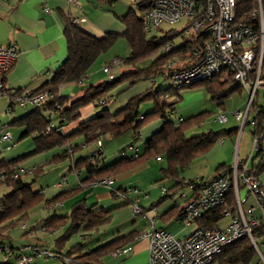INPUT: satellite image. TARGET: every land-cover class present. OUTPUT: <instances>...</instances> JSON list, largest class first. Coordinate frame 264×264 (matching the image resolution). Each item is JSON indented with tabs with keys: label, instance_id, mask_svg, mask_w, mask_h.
<instances>
[{
	"label": "crops",
	"instance_id": "0c3cea01",
	"mask_svg": "<svg viewBox=\"0 0 264 264\" xmlns=\"http://www.w3.org/2000/svg\"><path fill=\"white\" fill-rule=\"evenodd\" d=\"M78 1L79 5L70 4L68 0H0V46L16 44L18 47L16 62L5 76V85L10 91L14 93L20 92L21 95H23L49 88L54 73L68 58V42L65 37L67 21L72 22L76 19H84V21L79 24V27L97 38H102L111 33L122 34L126 30L125 25L120 20V17L127 14L130 8L126 2L117 1L114 4H108L98 0ZM45 8H48L47 12L45 11ZM117 44L122 47L117 49L116 45L108 53L103 55L82 82L63 86L60 89L61 97L78 99L82 96L84 90L91 85H98L107 82L108 74L105 73L103 69L109 66L111 61L116 58L121 59L123 62L120 66L111 67V73L115 75L116 79L123 73L133 71L136 67H140V63H138L136 67L125 63V60L131 56L132 52L127 41L125 39H119ZM156 83H158V80L155 83L143 79L136 80L133 84H124L114 90L109 97L105 99V104L97 106L95 103L81 108L79 110L80 116L76 121L64 124V136H69L76 132L80 124L93 118L102 108H107L111 113H115L117 110L124 108L132 98L148 91L156 92ZM161 89H163V87L158 90ZM0 101L2 103L4 102L2 104L4 110L0 113V159L6 161L21 159L22 161L18 164L17 170L20 171L19 178L26 184L31 183L33 179L31 182H27L26 180L24 181L23 177H25V179L29 177L34 178V173H32L34 169L44 166V172L36 179V181H38L49 167L60 164L59 167H56V169H59L60 167L62 168L64 163L69 162V167L65 166L60 173L57 172L60 175L59 181L54 182L52 187L47 184L46 188L43 187L42 190L39 191L44 194L46 199H53L61 193L82 187V190L79 193L66 199L63 203L57 204L55 208H47L46 205L41 204L43 209L52 212L49 217L54 214L67 217L70 214L72 207L82 200H85L88 208L113 210L109 224L101 226L93 231H79V233L72 236L68 242L61 245V249H57L55 243L56 240L66 231L67 226L53 230L52 234L37 235V233L34 232L36 234H32V236L28 235L27 242L18 247H15L11 241L12 246L16 248V251L9 254L8 264H15L22 249L27 245H36L50 251L61 250L60 252L62 255H66L71 248L78 246V248L75 249V254L72 255V258H76L79 255L120 237L129 238V243H126L123 247L119 248L120 252H122L117 256H112L111 253H109L105 257L110 256L111 259L117 258V260L119 259V262H124L123 264H149L147 242L140 241L139 239L142 232L149 226V221L143 218L134 217L131 212V204L133 202H138L142 208L149 211L150 215L156 219L157 228L165 229L167 232L180 239L184 238L191 230L186 228L181 220L182 210L194 196L199 183L213 176L219 168L223 167L220 171L224 172L233 164H230V162H232L231 156L225 155L220 156V159L214 166L212 164L207 166L208 160L206 155H203L190 162L184 171L177 173V177L173 178L167 177L162 173V170H165L168 167L167 157L162 155L151 158L129 171L114 176L111 178L113 179V183L110 188L97 184H90L88 182L83 183L87 178V171L86 169H83L81 172L73 171L74 163L79 159H86L93 156V154L99 150L97 143L86 145L84 137L76 136L71 139L69 145L58 146L48 152L35 154L33 136L23 137L22 135L25 128L19 127L15 123L31 113L35 108L31 105L22 107L17 104H12L9 98L6 97L0 99ZM190 106L191 105L188 104L187 108ZM141 107V116L144 117L147 112H152L155 109V103L150 101L142 104ZM175 110L176 116H178L179 110L176 109V107ZM196 110L198 109H193L192 111ZM240 111L244 114L246 113L247 103L246 110ZM183 112H185V109H183ZM250 114L251 112L249 111L246 124H248V122H250V124L253 122V117L250 118ZM192 115L189 113V115H185L184 118L175 119V122L192 117ZM4 117L5 119H3ZM235 120L237 122L239 121L237 118ZM53 123L55 126H59V117L55 116ZM163 124V120H156L147 124L140 131L137 140L133 138L131 133H127L118 138L104 135L100 140L104 158L100 168L104 165H111L122 158L132 159L143 155L146 150V142L156 133L161 131ZM4 126L10 131L11 140L1 139L4 132ZM246 127L252 129V124L244 126L240 133L239 131L238 133L233 132L229 136H224L219 140H221L223 148L225 147L226 142H228L229 151L233 152L235 158L243 161L251 170V168L259 164V159L256 158V152L252 150L253 136L251 137L250 133L245 134L244 132ZM234 128L239 127L237 124H234L230 128L226 127L224 130ZM13 131H15V133H13ZM192 131L194 135L190 137L198 136L196 135L197 130L191 129L185 133V136L190 138L187 136V133L191 132L192 134ZM210 131L215 132L211 128H208L201 134ZM234 134H236L235 137H233ZM111 143L117 145V147H111ZM217 144L218 141L214 149ZM68 147H72L70 150H72V152L74 151L72 156H67L66 154ZM52 152L57 153L50 159L49 155ZM55 157H58L56 159L60 158V160H56L55 163H53L52 160ZM153 161L159 165V170L149 178V180H151L150 184L152 185L148 188L145 187L144 189V183L142 180L147 176L144 177L145 171L152 169L150 163ZM257 178L264 185L260 177L257 176ZM190 181L196 182V185H189L188 183ZM2 187H4V185ZM9 190V188H6L5 190L3 189L1 191V197H3V195ZM115 190H121V192L118 191L119 193H126L127 199L115 197L113 194ZM232 194L234 210L226 213L220 221L223 222L228 220L226 224L219 226L220 222H218L215 228L226 227L233 217L239 215L240 208L237 202V197L236 194ZM239 198L242 199L241 209L247 221L262 219V211L257 207L255 200L245 189H240ZM249 202H251V205L245 210L244 205ZM34 208L30 210V214ZM121 208H128L133 217L132 226H128V230L126 231L121 230V225H114L116 214ZM154 208H157V213L151 211ZM30 214L27 221L15 226H21L26 223L36 225L48 218L38 219L37 223H33ZM108 226L111 228L109 234L105 235L108 229L106 227ZM258 256L259 257H257V259L251 264H264V260L259 253ZM105 257L101 258V260L105 259ZM60 258L52 261L55 262L54 264H57L56 262L64 264L66 262V257ZM39 259H43L42 262L44 263L51 261L50 259L41 256L35 258L33 264H42L40 261H37ZM212 264H220V262L214 260Z\"/></svg>",
	"mask_w": 264,
	"mask_h": 264
},
{
	"label": "trees",
	"instance_id": "16d2710c",
	"mask_svg": "<svg viewBox=\"0 0 264 264\" xmlns=\"http://www.w3.org/2000/svg\"><path fill=\"white\" fill-rule=\"evenodd\" d=\"M98 1L114 4L119 0H110V2H107V0ZM153 1L154 0H135V3L137 4L139 12L143 13L150 9ZM236 4L237 22L247 23L252 25L254 29H258L259 15L255 14L258 8L257 0H236ZM120 20L125 25L126 30L122 34L111 33L102 38H97L84 31L79 27V24H76L74 21H67L65 37L68 42V58L54 73L48 89L30 93L32 95H37L46 92L49 94L48 99L40 108L32 106L35 109L15 123L19 127L25 128L22 135L23 137L33 136L35 154H41L58 146L69 145L71 139L76 136L84 137L86 145L92 143L98 144L104 135L118 138L127 133H131L133 138L137 140L140 131L147 124L156 120H163V128L146 142V150L143 155L132 159L122 158L111 165H104L100 168L104 158L101 150L102 146L100 147L98 145L99 150L94 153L93 156L86 159H79L74 163L73 171L81 172L83 169H86L87 178L83 183L88 182L98 185L99 182L129 171L151 158L165 155L167 157L168 167L165 170L163 169L162 173L167 177L176 178L177 173L184 171L194 159L209 152L219 139L224 136H229L233 132L238 133L239 131V128L220 132L210 131L187 138L185 136V131L192 128L193 125L203 123L211 112L206 111L196 116L180 120L179 122H175L176 113L174 119L169 118L168 114L171 111L176 112V104L181 99V95L179 94L181 89L193 88L198 84L178 89L171 85V87L156 92L148 91L132 98L124 108L117 110L115 113H111L107 108H102L93 118L80 124L77 131L69 136H64L63 133H45L47 126L54 124L55 116L59 117V121L61 118H64L66 123L76 121L80 116L79 110L81 108L95 103L97 106L105 104V99H107L114 90L124 84H133L136 80L140 79L149 81L154 80L155 83L158 76L161 75L170 81V73L173 70H168L165 66L173 56L192 53L193 49H197L199 52L202 51V41L200 39L194 41V43L191 40L178 39L177 36L179 32H176L174 29L163 32L164 34L161 37L147 39L143 30L141 16L139 17L131 8H129L127 14L120 17ZM121 38L127 41L132 51L131 56L125 60V63L136 67L142 60L158 55L157 58L146 68L136 67L133 71L123 73L117 79H108L107 82L91 85L84 90L82 96L78 99L61 97L60 89L63 86L82 82L91 69L97 64L99 59L108 53ZM173 40H180L181 43L175 46L174 42V49L171 53L163 52L162 48L167 42ZM222 76L224 77L222 78ZM262 78L264 79V75ZM250 79H254V74L250 75ZM199 84H203L206 87L212 101L217 103V106L222 109L224 108L225 102L232 94L237 91H245L235 80L234 73L228 69H223L219 75ZM167 93L174 97L175 101L169 103L161 101V97ZM15 94L17 96L21 95L20 92H15ZM146 101H153L155 103V109L142 117L140 108ZM250 112L254 113L253 122H255V127L252 128L251 131L254 129L256 134L264 135V103H261L260 99L256 98L251 105ZM66 123L60 122V124ZM246 125L251 124L248 122ZM70 149H72V147H68L66 151L67 156H72L74 152H70L72 151ZM56 158L58 157L52 160L53 163H55L56 160H60V158ZM256 158L259 159V164L251 168V172L259 176V171L264 169V144L256 152ZM21 161V159L15 161L0 159V176L2 175L3 177L0 179V183L6 185L10 189L0 198V247H6L8 250L6 252L8 261L4 262L0 259V264H8L9 254L16 251V248L12 246L9 230L13 226L27 221L32 208L41 204L46 205L47 208H55L57 204L63 203L66 199L75 196L82 190L81 187L61 193L53 199H46L42 192H33L31 189L32 184H34L39 175L44 172V166L34 169V172L32 171V173H34V178L29 184L24 183L20 178H12L14 171ZM222 168L223 167L219 168L213 176L207 179V181L217 178L222 173L220 171ZM229 168H231V166L228 167V169ZM188 184L196 185V182L190 181ZM118 191L121 192V190ZM115 192L116 190L113 192L114 196L118 197L115 195ZM232 193L233 192L227 197L226 203L223 206L207 212L198 222V226L201 228H215L226 213L233 211L234 200L231 196L233 195ZM183 211L184 209L182 210L181 218L183 216ZM112 212L113 210H104V208H88L85 200H82L72 207L67 217L54 214L39 222V224L46 226L50 231L67 226L66 231L55 243L57 249H61V245L68 242L71 237L79 233V231H93L101 226L109 224ZM39 224L37 223L31 226V229H38ZM34 232H36V230H34ZM252 233L264 235V218L259 220V224L252 229ZM25 234L27 235L28 233L25 231ZM128 240L129 238L126 237L117 238L79 255L76 258H72V255L75 254V249H77L78 246L71 248L66 255H62L60 252L61 250L51 251L55 252L60 257L70 258L76 263L98 264L101 258L108 255L111 251L129 243ZM259 248L264 257V245L261 244ZM25 254L27 253L22 249L15 264H17V261ZM257 257L259 256L256 249L253 247L249 238L244 236L225 246L221 254L218 255L215 260L219 261L220 264H251Z\"/></svg>",
	"mask_w": 264,
	"mask_h": 264
},
{
	"label": "built area",
	"instance_id": "2783aa9c",
	"mask_svg": "<svg viewBox=\"0 0 264 264\" xmlns=\"http://www.w3.org/2000/svg\"><path fill=\"white\" fill-rule=\"evenodd\" d=\"M70 4L79 5L78 0H68ZM139 1V0H136ZM110 2V0H107ZM258 8L255 14L259 15V27L247 23L237 22L236 0H154L150 9L141 13L143 30L149 38L152 32L159 30L162 25H175L183 23V27L177 38L182 40L202 41V51L193 49L192 53L177 54L173 56L167 65L170 73V81L175 88L190 87L212 79L219 75L223 69H228L235 75V80L248 94L247 111L244 114L237 110L233 115L242 121V130L247 122V114L251 105L258 96L260 88H264L262 76L264 64V0H257ZM48 11V8H45ZM84 19H76L80 24ZM175 30V29H174ZM162 34H164L162 32ZM174 40L167 42L162 48L165 53H171L174 49ZM18 56L16 44L0 46V99L9 98L10 102L18 106L42 107L48 99V93L32 95L30 93L17 96L5 85V76L14 66ZM122 63L121 59H114L111 64L103 69L108 74V79L113 80L115 75L111 73L112 66ZM254 74V79L250 75ZM154 83V80L152 81ZM161 101L173 102L175 98L168 93L161 97ZM175 111L168 116L174 119ZM223 124L228 121L225 113L215 119ZM60 122L66 123L64 118ZM252 128L255 122H251ZM64 124L47 126L45 133L53 132L61 134ZM2 140H11V133L3 127ZM252 132V150L257 152L264 144V135ZM98 145L102 144L99 141ZM72 152V151H70ZM25 173V172H24ZM31 173V172H30ZM20 177V171L15 170L13 179ZM113 179H105L98 185L109 187ZM245 189L255 200L257 207L262 211L264 218V185L251 172L248 166L239 159L228 170L222 172L217 178L199 183L194 196L186 204L181 218L186 228L191 231L184 238H178L165 229L156 227V219L149 211L142 208L138 202L131 204V212L134 217L149 221V226L140 235V241L147 242L149 251V264H212L215 258L221 254L223 248L244 236H247L261 258L259 246L264 245V235L252 233V229L259 224V220L247 221L243 215L239 198L240 189ZM236 194L240 208L238 216L224 228H201L198 222L209 211L215 210L226 203L230 193ZM115 195L127 199L126 193L115 192ZM157 213V208L151 210ZM26 232H30V226L22 225ZM7 248L0 247L2 261H8ZM23 255L17 264H33L35 258L45 257L55 259L60 256L55 252L39 248L36 245H27L23 248ZM121 253L120 251L113 252ZM65 264L71 260L65 258Z\"/></svg>",
	"mask_w": 264,
	"mask_h": 264
},
{
	"label": "rangeland",
	"instance_id": "374dc122",
	"mask_svg": "<svg viewBox=\"0 0 264 264\" xmlns=\"http://www.w3.org/2000/svg\"><path fill=\"white\" fill-rule=\"evenodd\" d=\"M119 1L126 2L128 7H130L132 10H134L139 17L141 16V13L138 10V7H137V4L135 3V0H119ZM182 27H183V23H178V24H175L173 26L172 25H162L159 30L153 31L152 35L147 39H150L152 37H161L163 35L162 32L170 31L173 29L180 31L182 29ZM121 39H124V38H121ZM117 43L113 46V48L117 45V49H120L122 46L118 45ZM180 43H181L180 40H176L175 46H178ZM157 56L158 55L150 57L146 60H142L140 62V67L145 68L147 66H150L151 63L157 58ZM120 65H118V66H120ZM223 77L224 76H222V78ZM157 80H158V83H156V87H155L156 91L158 89H160L161 87H163V89H166L168 87H171V85H172L171 82L168 79H165L162 75L158 76ZM263 92H264V88H260L259 92H258V96L256 97V98L260 99L261 103H264ZM179 94L181 95V99L176 104V109L179 110V113H178V116H175V119L184 118L185 115H189V113H190V115L196 113V114L192 115V116H196V115L201 114L203 112L211 111V114L208 117H206V119L203 121V123L193 125L192 128H189L188 130H186L185 133L191 129V130H197L196 135H200L201 133L206 131V129H208V128H211L215 132H217V131L220 132V131L224 130L226 127L230 128L234 124L238 125L239 133L242 131V121L239 120L237 122L235 120L236 118L234 117L233 114L238 109L243 110V111L246 110V103L248 100V94L246 91H241V92L237 91L234 94H232V97L226 101L225 107L223 109L218 107L217 103L212 101L210 94L208 93L206 87L203 84H198V85L194 86L193 88L181 89ZM148 102H150V101H146L144 103H148ZM3 103L0 101V113L4 110V107L2 105ZM152 103H153V101H152ZM188 104H190L191 106L187 108ZM143 108H144V105H143ZM140 109L142 110V107ZM183 109H185V112H183ZM193 109H198V110L192 111ZM149 112H147V113H149ZM222 113H225L228 116L229 121H227L225 124H221L215 120L216 117H218ZM253 114L254 113L251 112L250 118L253 117ZM4 116H6V115H4ZM3 119H5V117ZM244 126H246V124ZM244 132H245V134L250 133L251 137H252L251 129H249V127H246ZM13 133H15V131H13ZM193 135H194L193 131H192V134H191V132L187 133V136H189V137L193 136ZM235 136H236V134L233 135V137H235ZM228 144L229 143L226 142L225 147L223 148V145H221V140H218V144H217L216 148L214 149V147L216 145L215 144L212 147V149L205 154L206 158L208 160L207 166H209L211 164L214 166L215 163L220 159V156H225V155L231 156L232 162H230V164L231 163L234 164L236 158H235L233 152L229 151ZM110 146L111 147H117V145H115L113 143H111ZM56 153L57 152H55V153L52 152L49 155V158L51 159ZM69 164H70L69 162L64 163L62 165V168L65 166L69 167ZM59 166H60V164L59 165H53V166L49 167L48 170L45 172V174L40 178V180H38L34 184H32L33 191L39 192L42 190L43 187L46 188L47 184H49L50 187H52V184L54 182L59 181L60 175L58 173H60V171L62 170L61 167L59 169H56V167H59ZM150 167H152V169H150L149 171H145L144 177L146 175L147 176L145 178H143V180H142L144 183V186H143L144 189H145V187L148 188L150 185H152V184H150L151 180H149V178L152 177L154 175V173L159 170V165H157L154 161L150 163ZM193 170H194V168H193ZM259 177L264 183V169L262 171H259ZM1 178H3L2 175L0 176V179ZM23 179H24V181L26 180L27 182H31L33 177H29L26 179H25V177H23ZM146 180H148V181H146ZM2 186H3V184L0 183V197L2 196L1 191L3 189L5 190L6 188H8L6 185H4V187H2ZM153 186H154V184H153ZM249 205H251V202L245 204L244 209L246 210V208ZM51 214H52V212L47 211L46 209H43V207L41 205H39L31 211L30 217H31V221L33 223H37L38 219H44L46 217H49V215H51ZM132 221H133V217L131 216L130 210L128 208L127 209L121 208V210H119L118 213L116 214V221H115L114 225H121L122 226L121 230L126 231V230H128V226H132ZM227 222H228V220L220 222L219 226H223ZM27 225L31 226L34 224H27ZM21 226L20 225L15 226V227L11 228V230H10L11 241L15 247H18V246L26 243L28 240V235L32 236V234H36V233H37V235L50 234V233L52 234V231H53V230L50 231V230H48V228L46 226L39 224L38 229H34V230H36V233H34L33 228L32 229L30 228V232L29 233L27 232L28 234L26 235L25 229H23ZM106 228H108V229H107L105 235L109 234L111 227L108 226ZM80 240H81V238H80ZM115 251H120V249L116 248L113 251H111L110 253L112 256L118 255V254L113 253ZM42 260L43 259H39L37 261H40L42 264H54L55 263L54 261H52L54 259H50L51 261H49L48 263H44V262H42ZM69 260H71V262H73V263H76L72 259H69ZM118 260H117V258L111 259L110 256H107V257H105V259L101 260L98 264H123L124 263L122 261L119 262ZM56 263L60 264L59 262H56Z\"/></svg>",
	"mask_w": 264,
	"mask_h": 264
}]
</instances>
